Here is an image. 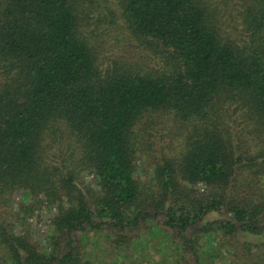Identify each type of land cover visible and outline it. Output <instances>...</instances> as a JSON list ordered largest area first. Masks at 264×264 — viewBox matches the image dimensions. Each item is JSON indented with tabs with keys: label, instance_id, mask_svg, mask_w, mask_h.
Here are the masks:
<instances>
[{
	"label": "trees",
	"instance_id": "1",
	"mask_svg": "<svg viewBox=\"0 0 264 264\" xmlns=\"http://www.w3.org/2000/svg\"><path fill=\"white\" fill-rule=\"evenodd\" d=\"M230 1L231 21L215 0H0V191L61 203L51 250L0 224L6 251L0 264H92L74 234L105 226L137 230L152 218L134 208L143 192L134 138L164 112L184 128L185 145L177 161L164 159L156 168L150 196L180 239V253L188 246L198 259L188 230L213 210L226 208L233 217L204 232H264V189L239 196L230 187L238 170L255 175L264 159V0ZM100 5L132 45L160 57L157 66L100 67L83 31ZM50 138L63 144L61 164L47 156ZM79 169L98 182L90 197L78 187ZM197 185L213 189L211 195L196 196ZM42 202L22 208L30 214Z\"/></svg>",
	"mask_w": 264,
	"mask_h": 264
},
{
	"label": "rangeland",
	"instance_id": "2",
	"mask_svg": "<svg viewBox=\"0 0 264 264\" xmlns=\"http://www.w3.org/2000/svg\"><path fill=\"white\" fill-rule=\"evenodd\" d=\"M215 1L220 6V13H227L226 18L231 21L232 2L230 0L227 3L225 0ZM103 8L100 5L95 11L97 17L89 19L83 27L90 44L97 52L100 67L104 71H113L114 67L124 68L130 63L135 65L144 63L145 66H152L151 68L157 66L160 63V57H157L154 51L137 46V43L132 45L128 33L123 32L122 27L113 26L110 23L112 20L110 12ZM103 10L107 14L106 21L101 15ZM115 14L114 20L119 22V14ZM100 16L102 19H99ZM0 78L3 76L0 75ZM172 115L164 112L162 116L149 120L148 126L138 130L134 138L135 176L143 188L134 208L148 211L153 217L141 223L137 230L113 231L108 226L100 230L86 229L74 234V245L80 248L85 261L88 258L92 264H177L178 258H181L179 264H264V232L250 234L238 231L235 236L225 235L221 229L204 232L203 228L215 221L233 217V214L229 215L226 208L222 211L209 212L201 221L189 227L188 234L198 241L196 244L198 259L191 253L188 246H185L187 251L184 254L180 253V239L175 231L169 230L164 224V216L159 214V210L151 201L152 192H156L154 188L156 168L164 159L172 158L177 161L178 157H174L181 153L179 146L185 145L184 128ZM240 115V113L235 114L236 117ZM61 127L68 130L63 124ZM235 129V125L231 124L230 130L234 133ZM54 141L53 138L46 140L47 156L55 155L56 160L58 159L57 163L61 164L63 160L60 158L63 153L61 150L64 147L61 141L59 143ZM246 161L244 158L243 165ZM254 170L258 171L255 175L250 174L248 169L238 170V177L236 176V180H233L230 186L234 190L233 194L258 196L262 193L264 159L261 158L256 163ZM253 179L257 181V186L254 188L251 186ZM77 183L82 193L89 197L99 190L98 182L89 169L81 171L79 169ZM188 186L190 187V184ZM193 189L196 196L211 195L213 191L205 185H197ZM227 191L231 193L230 188ZM40 199L43 200L42 204H37L32 213L24 212L22 203L33 205ZM64 201H67L66 197ZM60 204L58 201L54 204L49 203L43 194L35 197L26 196L20 190L0 191V224L13 227L16 234L29 236L41 249L48 251L51 250V241L55 234L53 220ZM169 205L168 202L167 206ZM117 241L123 243L121 247H116L119 244ZM5 256V249L0 248V260Z\"/></svg>",
	"mask_w": 264,
	"mask_h": 264
}]
</instances>
